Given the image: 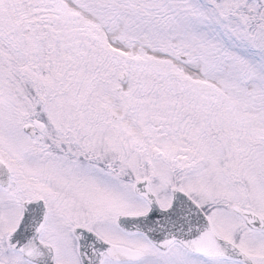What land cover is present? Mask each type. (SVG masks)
<instances>
[{"label": "snow or ice", "instance_id": "obj_1", "mask_svg": "<svg viewBox=\"0 0 264 264\" xmlns=\"http://www.w3.org/2000/svg\"><path fill=\"white\" fill-rule=\"evenodd\" d=\"M0 264H264V0H0Z\"/></svg>", "mask_w": 264, "mask_h": 264}]
</instances>
